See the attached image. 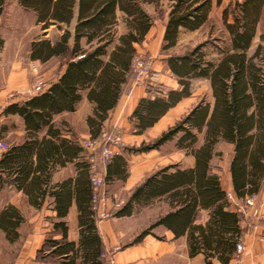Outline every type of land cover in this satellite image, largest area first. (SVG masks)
Returning <instances> with one entry per match:
<instances>
[{
    "label": "trees",
    "instance_id": "1",
    "mask_svg": "<svg viewBox=\"0 0 264 264\" xmlns=\"http://www.w3.org/2000/svg\"><path fill=\"white\" fill-rule=\"evenodd\" d=\"M9 0H0V14ZM223 0H215L221 6ZM165 2L166 20L161 50L177 44L182 30L208 27L206 39L183 53L168 54L165 62L178 87L142 97L130 115L135 131L152 126L169 108L188 97L191 80L209 81L212 100L200 99L179 120L133 152L156 149L167 141L193 157V165L169 163L146 175L112 216H128L140 206L162 202L166 209L134 241L162 225L175 238L185 236L189 256L201 253L203 264L214 260L227 264L236 254L242 236L240 217L212 160L220 156L218 145H232L228 160L232 193L244 199L256 195L264 183V46H251L264 0H228L221 10V30L209 14L213 0H17L33 13L41 29L55 25L62 32L56 40L37 38L29 45L30 57L46 61L64 59L65 69L56 82L8 104L3 113L18 114L25 123L23 142L8 145L0 154V181L22 190L31 204L50 197L56 216L65 217L72 200L77 203L79 237L67 239L65 221L53 223L60 237L47 236L37 250V264H104L103 243L97 231L96 212L91 208L90 160L83 147L60 137L53 116L72 111L87 91L93 102L87 117L90 138H97L129 79L132 61L153 23L146 10ZM75 18L73 32L70 30ZM122 24L123 32L118 31ZM264 40V34L260 35ZM212 51L216 57H211ZM46 128V135L38 133ZM202 134L200 140L199 135ZM57 140L58 143L55 142ZM85 150V149H84ZM74 162L77 176L52 183L56 163ZM126 163L117 153L104 165V181L125 178ZM232 195V194H231ZM23 217L13 205L0 211V229L9 240L17 237ZM103 254V255H102ZM108 261V260H107Z\"/></svg>",
    "mask_w": 264,
    "mask_h": 264
},
{
    "label": "crops",
    "instance_id": "2",
    "mask_svg": "<svg viewBox=\"0 0 264 264\" xmlns=\"http://www.w3.org/2000/svg\"><path fill=\"white\" fill-rule=\"evenodd\" d=\"M227 2L228 0H226V2L225 0H223L222 5L218 7L215 4V0H213V7L209 14L210 18H212V12L214 11V9H217L218 7L220 9L221 19L222 7ZM75 21L76 20L74 18L72 20L71 26L69 27L71 29V32H73ZM119 27L122 28V31L119 32H123L122 24H120L118 28ZM151 28L152 26L145 35L143 42L145 41ZM46 29H42L43 34L44 30ZM58 30L60 31V33L55 38H49L46 36H43V38L56 40V38H58L62 32L61 29ZM163 34L164 33L162 30L161 43ZM262 34H264V13L261 14L260 21L257 24L251 50H253L258 43H261L262 46H264V40H261L260 37V35ZM142 43L136 46L137 51L138 48L141 47L140 45H142ZM52 59L58 60V65L56 67L57 70L47 76V81L44 85V88L48 87L50 83L54 81L56 82L59 76L64 73V59L60 58L59 56H52L46 61L32 59L34 65L37 63L45 64ZM204 80L207 82L210 90L209 81L207 79ZM176 85L177 86H171L168 89L177 88V81ZM211 94L212 93L210 90V100H212ZM147 96L152 98L155 96V94L151 93L150 90L146 89L143 85H134L133 82L129 79L127 84L124 86V90L116 106L108 112V118L104 120L103 127L108 122L117 124L122 128L123 132H125L123 136L129 143V141L137 140L144 133L154 129L162 119L164 120V117L171 109L176 107L182 100L187 98H182L174 106L169 108L152 126L146 128L141 133H138L135 131V128L129 118L136 105H138L137 103L139 102V100L142 97ZM26 98L27 96L13 98L8 102H5L0 107V119L4 120L2 121L3 125H0V139L3 140L9 135H12L8 145L23 142L26 136V130L24 120L20 115L3 113V109L10 103L22 102L26 100ZM93 106V102H91L87 97V91H83L81 93V98L77 102L74 110L62 111L55 114L53 116V123L56 127L59 128L60 137L67 138V140L71 139L74 143H78V145H80V140L82 138H88L90 136V131L87 123V117L92 114ZM6 124H8L9 126H5ZM44 135L48 136L46 134V128H43L38 133L39 138ZM157 136H154L153 139ZM202 137V134L199 135L200 140ZM55 142L58 143L57 140H55ZM170 142L174 143L171 140ZM140 143H143V141H141ZM221 144H224L226 145V147H228L229 160L230 153L232 151V145L227 144V142L220 143L219 145ZM81 146L82 145H80V147ZM126 148L124 149L126 154L124 152H118L123 161L126 163L127 174L125 178H113L112 180L106 182L108 184L113 182L122 183L125 192L122 202L130 195L134 186L140 183L144 178H146V175H144L141 179L139 178V180L133 177L132 171L130 170L132 166L131 163H133L131 159L135 158L134 154L144 155L146 152H148H133L132 150H130V148ZM81 154L86 155L87 153L83 149ZM190 157V164L184 166L193 165V157ZM151 172H153V170ZM77 175L78 174L74 162L66 160L65 164H55L52 169L51 182L56 183L67 178H75ZM224 186L226 188V191L233 195L229 171L226 175ZM109 194H113V197H116L117 193L116 191H111L108 192V194L104 197L103 204H106V207L110 206ZM231 200L232 209L236 210L240 217L242 240H240L239 243L242 244V250L240 252L236 251V254H234L233 258L227 264H264V183H262L260 191L256 194V201L253 206L245 205L243 199L236 198L235 195L232 196ZM51 202L52 199L47 196L40 206H34L30 203L27 195L22 190L17 189L11 183L0 181V211L6 205L10 204L15 206L20 211L23 217V219L20 220L19 224L16 226L17 237L15 238V240H9L6 237L4 231L0 229V241H3L7 245L20 244L12 257L13 259H11L10 264H37L35 262V256L44 239L49 235H52L54 238L60 237L59 231L57 232L53 230V223L59 221L60 219L65 221L67 227V239L77 242L79 237V217L76 205L77 203L75 202V200H72L65 217L59 219L56 216V211L53 209V203ZM159 204L161 205V207L159 210H157V212L153 214L145 212L151 207ZM117 207L113 208V211ZM165 209V205L159 201L150 205L140 206L135 212L128 216H112V220L102 219L97 221V231L102 240L104 247L103 252L105 253V256L102 257L103 262H105L104 264H112L107 261L109 255L113 257L114 264H203L204 260L201 253L196 254L195 256H189L185 236L175 238L173 233L162 225L155 226L154 228H152L151 233L145 234L139 240L134 241L135 237H137V235L143 229L148 227L150 222H153L160 214L165 212ZM143 212L145 213L142 214ZM23 229L26 230L23 231ZM214 264L221 263L214 260Z\"/></svg>",
    "mask_w": 264,
    "mask_h": 264
},
{
    "label": "rangeland",
    "instance_id": "3",
    "mask_svg": "<svg viewBox=\"0 0 264 264\" xmlns=\"http://www.w3.org/2000/svg\"><path fill=\"white\" fill-rule=\"evenodd\" d=\"M166 5L167 4L163 3L162 7L159 9L152 5H146V10L153 18V23L149 34L137 51L139 54L138 56H140L139 62L141 65L142 63L145 64L150 71L153 70L158 74L155 81L150 82L146 79L143 84H140L153 94L166 91L171 86H177L176 77L167 69L166 64H164L166 63L164 62L166 56L173 53H183L197 43L204 41L209 27L205 26L203 29L201 28L196 31L182 30L179 34L177 44L169 50L162 51L161 33L167 11ZM212 20L216 25L214 33L218 34L219 30H221L222 22L220 20V9L218 7L212 12ZM118 31H122V28L119 27ZM59 33L60 31L58 28L55 25H51L44 30L43 34L41 24L35 22L33 13L23 9L16 0H9L4 6L0 14V107L13 98L28 96L31 92L36 90L37 87H43L47 81V76L57 70V59H52L45 64L37 63L34 65L32 59L29 57V45L31 41L37 38H43V36L55 38ZM211 57H216L213 51ZM133 84L138 85L134 82ZM190 91L192 93L176 107L171 109L164 117V120L162 119L163 121L161 120L154 129L144 133L137 140L129 141L128 143L123 136L125 132H123L122 128L110 122L104 125L102 132L106 133V135L111 138L113 135H118L121 144L116 146V152H124L126 154L124 151L126 147L131 150V148L138 147L141 141L150 142L154 136H157L160 132L179 120L200 99H211L209 86L204 79H192ZM2 121L4 120L0 119V125H3ZM8 124L5 126H9ZM11 137L12 135H9L3 140L8 144ZM218 150L221 151L220 156H215L213 158L212 166L222 180V183L225 184L226 175L228 173L229 149L226 145L221 144L218 145ZM134 157V159H131L133 163H131L132 166L130 170L132 171L133 177L137 180H139V178L141 179L152 170L154 171L166 164L179 161L178 163L182 165H188L191 160L189 155H186L183 150L176 148L170 141L165 142L157 149L149 150L144 155L134 154ZM99 161L100 160H98L99 166H101L102 163ZM111 191H116L117 194L116 197H113V194H109V207H106V204L101 205V210L106 214L104 218H102L103 220H112L113 208L122 204V200L124 199L125 192L122 183L113 182L108 184L105 182L103 186V196L105 197L108 192ZM250 197L252 196L245 197L243 202L245 203ZM254 197L256 198V195ZM160 207V204L155 205L145 212L153 214L157 212ZM25 230L26 229H23V231ZM19 245L20 244L7 245L3 241H0V264H10ZM108 258L112 260L111 263L114 264L113 257L109 255Z\"/></svg>",
    "mask_w": 264,
    "mask_h": 264
},
{
    "label": "built area",
    "instance_id": "4",
    "mask_svg": "<svg viewBox=\"0 0 264 264\" xmlns=\"http://www.w3.org/2000/svg\"><path fill=\"white\" fill-rule=\"evenodd\" d=\"M139 54L137 53L132 61V72L135 75L133 77V82L135 84H143L146 79L150 82L155 81L158 77V74L153 70L147 68L145 64L139 62ZM143 62V61H142ZM41 88L37 87L36 90L31 92L29 95H32L39 91ZM120 137L118 135H113L112 138L106 135V133L101 132L100 136L97 138H88L81 139L80 145L85 149L89 154L88 158L90 160V184L92 189L91 196V208L96 212L98 219L104 218L106 214L101 210V205H103L104 196H103V186H104V165L110 158L117 154L116 146L120 145ZM7 142L0 139V154L7 148ZM101 162L102 166H99L98 163ZM229 198H232L233 195L228 193ZM249 199L245 201V205L253 206L256 198L251 195ZM242 250V244L238 243L236 246V251L240 252ZM109 259V258H108ZM110 260V259H109ZM108 260V261H109ZM110 263L112 260L109 261Z\"/></svg>",
    "mask_w": 264,
    "mask_h": 264
}]
</instances>
